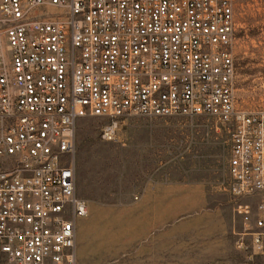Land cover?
<instances>
[{
  "label": "built area",
  "instance_id": "2783aa9c",
  "mask_svg": "<svg viewBox=\"0 0 264 264\" xmlns=\"http://www.w3.org/2000/svg\"><path fill=\"white\" fill-rule=\"evenodd\" d=\"M234 0H0V264H78L80 119L205 115L230 134L242 264H264V109L237 95Z\"/></svg>",
  "mask_w": 264,
  "mask_h": 264
},
{
  "label": "rangeland",
  "instance_id": "374dc122",
  "mask_svg": "<svg viewBox=\"0 0 264 264\" xmlns=\"http://www.w3.org/2000/svg\"><path fill=\"white\" fill-rule=\"evenodd\" d=\"M234 4L239 103L264 109V0ZM109 122L88 116L77 125V194L89 205L78 264H242L227 129L205 115H128L107 140Z\"/></svg>",
  "mask_w": 264,
  "mask_h": 264
},
{
  "label": "crops",
  "instance_id": "0c3cea01",
  "mask_svg": "<svg viewBox=\"0 0 264 264\" xmlns=\"http://www.w3.org/2000/svg\"><path fill=\"white\" fill-rule=\"evenodd\" d=\"M143 214H144V212H143ZM143 219H144V217H143ZM136 237H141L142 244L147 243L148 238L150 237V232H149V230L143 228L140 235H138L136 233Z\"/></svg>",
  "mask_w": 264,
  "mask_h": 264
}]
</instances>
